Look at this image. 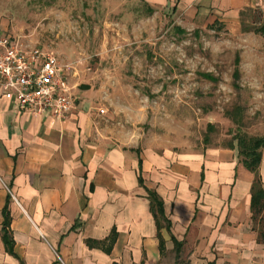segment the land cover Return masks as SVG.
Segmentation results:
<instances>
[{
  "label": "crops",
  "instance_id": "0c3cea01",
  "mask_svg": "<svg viewBox=\"0 0 264 264\" xmlns=\"http://www.w3.org/2000/svg\"><path fill=\"white\" fill-rule=\"evenodd\" d=\"M145 1L242 37L241 13H264V0ZM96 115L76 101L65 119L22 113L0 96V264H264L250 209L255 174L237 141L128 144L103 136ZM148 192L162 203L158 221Z\"/></svg>",
  "mask_w": 264,
  "mask_h": 264
},
{
  "label": "rangeland",
  "instance_id": "374dc122",
  "mask_svg": "<svg viewBox=\"0 0 264 264\" xmlns=\"http://www.w3.org/2000/svg\"><path fill=\"white\" fill-rule=\"evenodd\" d=\"M170 11L145 0H0V36L53 54L105 137L194 149L264 138V40L254 34L264 13H241L242 37Z\"/></svg>",
  "mask_w": 264,
  "mask_h": 264
},
{
  "label": "built area",
  "instance_id": "2783aa9c",
  "mask_svg": "<svg viewBox=\"0 0 264 264\" xmlns=\"http://www.w3.org/2000/svg\"><path fill=\"white\" fill-rule=\"evenodd\" d=\"M71 91L67 72L53 54L0 36L1 98L14 102L22 113L65 119L75 108Z\"/></svg>",
  "mask_w": 264,
  "mask_h": 264
},
{
  "label": "trees",
  "instance_id": "16d2710c",
  "mask_svg": "<svg viewBox=\"0 0 264 264\" xmlns=\"http://www.w3.org/2000/svg\"><path fill=\"white\" fill-rule=\"evenodd\" d=\"M256 34L261 35L264 38V25L254 30ZM238 64V58L235 60V65ZM238 71L235 70L234 76L237 77ZM206 80L214 81L211 75L203 74ZM236 79V78H235ZM239 148V155L242 157L241 162L252 173L255 174V179L251 189V202L250 209L252 214V221L254 223L261 222L264 216V191L261 185L260 178L258 176V166L260 163L261 149L264 146V138L253 137H240L237 139ZM148 197L151 203V210L155 215L156 220L163 218L162 203L158 196L153 192H148ZM263 215V216H262ZM260 217V218H259ZM259 218V219H258ZM259 231V230H258ZM259 241L264 243V231H259ZM177 248L180 244H176Z\"/></svg>",
  "mask_w": 264,
  "mask_h": 264
},
{
  "label": "water",
  "instance_id": "95a60500",
  "mask_svg": "<svg viewBox=\"0 0 264 264\" xmlns=\"http://www.w3.org/2000/svg\"><path fill=\"white\" fill-rule=\"evenodd\" d=\"M78 89L81 90V91L88 90L89 86L85 85V84H81V85L78 86Z\"/></svg>",
  "mask_w": 264,
  "mask_h": 264
}]
</instances>
